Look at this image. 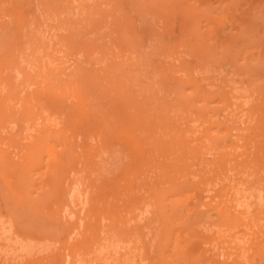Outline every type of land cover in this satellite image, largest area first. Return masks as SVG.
<instances>
[{
    "label": "rangeland",
    "instance_id": "374dc122",
    "mask_svg": "<svg viewBox=\"0 0 264 264\" xmlns=\"http://www.w3.org/2000/svg\"><path fill=\"white\" fill-rule=\"evenodd\" d=\"M0 264H264V0H0Z\"/></svg>",
    "mask_w": 264,
    "mask_h": 264
}]
</instances>
